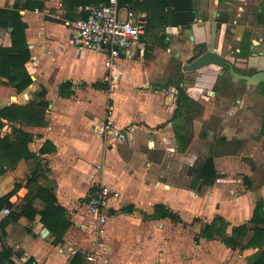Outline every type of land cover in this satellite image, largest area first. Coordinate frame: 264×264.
<instances>
[{
	"label": "crops",
	"instance_id": "crops-1",
	"mask_svg": "<svg viewBox=\"0 0 264 264\" xmlns=\"http://www.w3.org/2000/svg\"><path fill=\"white\" fill-rule=\"evenodd\" d=\"M27 1L0 0L1 8H17L27 24L31 58L26 67L32 78L27 88L18 91L0 75V109L11 105L38 108L39 102L45 100L47 123L36 125L1 118L0 136L18 141L19 130L30 135L28 147L32 157L21 158L15 166H5V172L0 174V197L19 183L20 188L10 198L13 209L19 210L29 200L38 212L33 220L21 216L7 223L0 251L3 243L11 247L16 264H24L22 258L27 263L70 264L74 256L71 248L84 255L93 247L87 194L97 184L105 183L113 189L108 209L109 237L106 235L114 243L107 246V251L110 245L116 250L111 257L113 264L121 261L129 264L131 260L126 257H130L133 248L138 249L132 244L138 233L145 239L143 245H152L149 249L154 248L156 253L162 250V257L172 263L190 264L195 260L194 264H199L196 254L190 257L191 262L190 253L179 256L180 252H189L193 245L199 246L196 241L199 235L191 239L192 246L189 242L185 244L182 233H173H177L178 226L169 224L172 221L169 217H159L155 206L165 205L181 217V224L187 223L188 228L198 232L216 215L223 216L230 226L238 225L236 222L253 215L256 202L252 191L247 189L234 198L223 196L220 202L214 196L220 190L232 191L237 176L233 166L240 163L244 174L241 177L250 179L251 184L254 171L247 164L242 165V155L216 154L210 123L216 80L211 66L215 65L199 69L192 81L187 79V72L193 71L183 70V65L178 73L183 76L181 85L185 92L202 109L198 113L177 103L178 76L165 85H153L150 73L166 69L167 57L174 55L184 64L207 50H217L236 67L245 66L248 41L250 65L264 67V21H254L248 13L243 18L248 9L246 2H253L249 12H254L261 0H192L197 19L188 23H176L171 6L140 0L145 1L144 7L149 6L141 10L148 15L141 49L133 59L121 58L116 62L113 79L106 77L109 70L104 65V56L76 48L70 41L71 29L66 25L67 20L85 17L97 5L95 2L71 8L65 0H42L43 9H31L26 6ZM233 11L236 16L231 15ZM11 31L12 28L0 25V48L12 44ZM257 37L262 43L256 42ZM66 82L70 87H62ZM44 89L46 94L40 97ZM108 115L120 126L129 123L135 126L127 141H105L99 134L97 125ZM252 121L239 128L238 138L245 147H252L254 153L264 152V116ZM227 127L223 132L231 140L228 130L233 127ZM209 157L214 158L218 172L212 184L198 177L199 167ZM234 157L239 161H233ZM39 186L55 194L71 222L61 242H55V236L41 221L40 211L45 203L36 195ZM258 191L264 199V182ZM232 205L235 209L227 216L223 210ZM3 209L0 221L8 216ZM198 219L202 221L196 222ZM185 229L181 226L180 232ZM124 231L128 235L118 246L115 239ZM140 249V255H133L134 263L147 262L143 248ZM156 260L152 257L154 264Z\"/></svg>",
	"mask_w": 264,
	"mask_h": 264
},
{
	"label": "trees",
	"instance_id": "trees-1",
	"mask_svg": "<svg viewBox=\"0 0 264 264\" xmlns=\"http://www.w3.org/2000/svg\"><path fill=\"white\" fill-rule=\"evenodd\" d=\"M108 0H65L67 6L75 8L80 4L95 2L97 5L107 2ZM121 4H128L135 9L146 10L149 6L144 7L145 1L140 0H120ZM147 1V0H146ZM155 4L163 7L171 6L173 17L176 23H188L194 20L195 13L192 11V0H151ZM150 5V4H149ZM26 6L31 9L36 7L43 9L44 2L42 0H28ZM86 17V16H85ZM0 25L7 28H12L11 37L12 44L0 48V75L7 78V83L12 84L18 91H23L32 83L31 74L26 67V63L31 58V51L28 46L26 37L27 24L22 19V16L17 8H1L0 7ZM195 59L193 57L191 61ZM182 74L175 79V84L178 90L177 103L179 106L185 105L186 110H190V106L198 103L191 99L181 85ZM62 87H70V83L66 82ZM46 94L44 89L39 96L43 97ZM40 107L33 108L27 106L11 105L0 109V130L3 126L1 118H6L12 122H22L36 125H45L47 123L45 116V107L48 106L47 101H40ZM178 113V109L176 110ZM264 133V121L262 125ZM20 138L18 141H12L7 136H0V174L5 172L7 166H15L21 158L29 159L32 153L28 147L30 135L19 130ZM6 166V167H5ZM198 177L203 178L205 183L212 184L218 177L217 168L214 158L209 157L199 167ZM20 188V184L16 183L15 188L7 194L0 197V210L5 207L11 209L7 217L0 221V241L6 234V225L10 220H18L21 216H26L33 220L37 214V210L32 202H27L18 208L13 209V203L10 201L11 196ZM36 195L40 197L45 207L40 211L41 221L55 236V242H61L71 222L65 216L64 207L59 204L55 194L42 186L37 188ZM155 213L159 217H169L172 220L181 222V217L173 210L165 205L158 204L155 206ZM229 221L223 216L216 215L213 220L206 223L201 229L199 236L208 239H214L220 236L224 239L228 247H236L237 239H246L244 247L258 248L252 255L250 264H264V199L258 198L253 215L250 220L232 226V233L229 232ZM231 234V236H230ZM199 239L198 237L196 240ZM0 264H16L12 260V248L3 243V248L0 251ZM70 264H84V255L80 252L73 256Z\"/></svg>",
	"mask_w": 264,
	"mask_h": 264
},
{
	"label": "rangeland",
	"instance_id": "rangeland-1",
	"mask_svg": "<svg viewBox=\"0 0 264 264\" xmlns=\"http://www.w3.org/2000/svg\"><path fill=\"white\" fill-rule=\"evenodd\" d=\"M205 3L208 5L207 1H205ZM231 15L236 16L235 11H233ZM256 42H260V40L257 38ZM156 58H159L158 55ZM136 59H138V57ZM246 63H249V60ZM166 64H167L166 69L163 68V70L161 71H152L150 73L152 75L150 81L152 82L153 85H157L159 83L161 85H165L166 83H169L172 79H175L178 76L180 70H182V65H183L182 62L179 61V59H177L174 55L166 58ZM211 67L213 68V70L211 71L213 78L216 79L213 84L215 96L211 99V105H210V113L213 114L210 123L212 124L213 138L217 145L216 154L225 155L231 153L233 155H237L238 157L242 155V159H241V162H243L242 165L247 164L246 167H250L251 170L254 171V176L251 184L250 179H247L244 176L241 177V175L244 174L241 172L242 166H240V163L239 165L233 166L234 167L233 172H236V175L238 177L234 176L232 191L223 192V190H220L219 192L216 193L217 197L214 196V198H217L216 202H220L221 199H224L222 198L223 196L234 198L235 196H238L244 191H247V189H250L252 191V194L255 198L254 200L256 202L257 199L261 197L258 188L261 186V183L264 182V152L259 151L258 153H254L252 147L249 146L245 147L243 145V140H240L238 137L239 135H241V132L239 131V128H241V126L248 124L253 119H255V117L257 116L259 117L263 115L264 87L262 85L249 84L246 81H242V80H237L234 82L228 70L223 69L217 65ZM238 68L247 69V70L250 69L242 65L238 66ZM197 71H199V69L194 70L193 72H187L189 75L187 79L190 81L195 80L197 76L196 75ZM245 92H247V95L245 94ZM190 108L191 111H194L196 113L202 110L199 109L200 107L196 104L191 105ZM225 125L228 127L229 126L233 127L232 131L228 130V132L231 133V140L228 139L229 134L227 133L228 135H226L223 132ZM263 146H264V141H263ZM198 149L199 152L201 153L200 155L202 156L203 151L201 150V147H198ZM250 154H253V156H250ZM233 161L238 162L239 158L234 157ZM222 168L223 166H221V170ZM181 182H184V178L181 180ZM243 204L244 206L246 205L245 202ZM234 209H235L234 205L230 207L226 206L225 210H223V213L227 214L228 212L233 211ZM251 217L252 215L251 216L249 215L247 217H244L241 220V222H236V223L242 224L250 220ZM236 220H240V219H236ZM197 221L201 222L202 219H198L196 220V222ZM173 223H175L174 228L178 226L179 229L177 230V233L173 232L174 235L182 233L184 237L183 242H185V244L189 242L192 246L191 239L196 238V235H199L201 230L198 232L196 231L195 228L194 230L190 229L187 227V223L185 224L184 222L183 224L175 220L169 222V224H173ZM181 226H183L186 229L180 232ZM229 232L232 233V226L229 227ZM108 233L109 232H107L106 235L109 237ZM127 235H128V231L127 232L124 231L123 233H120L118 235V238L115 239L116 240L115 243L117 242L119 246V244L122 243L121 241L125 239ZM135 235L136 237L133 238L132 244L134 242V246H137L138 249L135 250V248H133L134 250L130 251L132 255L130 254V257L129 255L126 257V259L131 260L129 264H138L133 262V259H135L133 255L136 254L140 255L139 253V251H141L140 248H143L145 252L144 255L147 259V262L142 264H154L152 262V257H155V259H157L155 264L175 263V262L172 263V261H170V259L166 257H162L161 254L162 250L158 249L156 253V250H154V248L149 249V247H151L152 245H148V246L147 244L143 245V241L145 239L142 240L141 233L140 235L139 233ZM108 237L106 238L107 240L105 239L107 246L110 243H112L111 240L108 239ZM201 238L203 237L199 236V239L196 240L199 246L193 245V248H189L190 250L189 252L186 251L180 252L179 256L180 255L183 256L186 253H190L188 259H190L191 262L190 257L196 254L199 258L198 259L199 264H250L252 255L258 250L257 248L246 249L244 247L246 243V239L238 238L236 247H228L225 244L224 239L220 236H216V238L214 239H209L208 242L205 240L202 241ZM112 244L114 246V243ZM139 245H141V247ZM123 251L124 249H122V253ZM167 251H170V249H168ZM115 252H116L115 248L114 247L111 248L110 245L109 250L107 251V255L109 257L108 264H113L111 257L113 255L112 253ZM122 253H120L119 255H121ZM179 256L176 255L174 257L179 258ZM194 262L195 260H192L190 264H194ZM121 263L122 261L119 262V264Z\"/></svg>",
	"mask_w": 264,
	"mask_h": 264
},
{
	"label": "built area",
	"instance_id": "built-area-1",
	"mask_svg": "<svg viewBox=\"0 0 264 264\" xmlns=\"http://www.w3.org/2000/svg\"><path fill=\"white\" fill-rule=\"evenodd\" d=\"M71 29V43L78 49L91 50L104 56V65L109 70L106 76L114 77L116 62L121 59H133L141 49L142 37L146 33L148 15L145 11L121 4L120 0H108L91 7L86 17L67 20ZM110 108V107H109ZM99 134L105 141H127L134 132L131 123L120 126L108 115L97 125ZM113 189L105 184H97L87 194L86 206L91 215L88 228L93 235V247L84 253L86 264H108L107 245L105 242L108 229V212ZM10 208L3 209L9 214ZM73 255L77 249L71 248ZM24 264H42L37 261Z\"/></svg>",
	"mask_w": 264,
	"mask_h": 264
},
{
	"label": "water",
	"instance_id": "water-1",
	"mask_svg": "<svg viewBox=\"0 0 264 264\" xmlns=\"http://www.w3.org/2000/svg\"><path fill=\"white\" fill-rule=\"evenodd\" d=\"M210 64L228 68L231 75L233 76L234 81H237L238 79L246 80L249 83H258L260 81H264L263 71L254 74L241 73L237 71L233 64L217 50H207L191 62L184 63L183 70L194 71ZM46 231H48V229Z\"/></svg>",
	"mask_w": 264,
	"mask_h": 264
},
{
	"label": "flooded vegetation",
	"instance_id": "flooded-vegetation-1",
	"mask_svg": "<svg viewBox=\"0 0 264 264\" xmlns=\"http://www.w3.org/2000/svg\"><path fill=\"white\" fill-rule=\"evenodd\" d=\"M246 4H247L248 9L243 13L245 15V16H243V18H247L248 15H249V17L253 18L254 21L256 20V21L263 22L264 21V0L259 1L258 8H255L254 12L253 11L249 12V11H251L249 9L253 6V2H246ZM247 13H248V15H247ZM194 19H195V17H194ZM260 43H262V41H260ZM246 44L248 46H247L246 60L244 61V63H245L246 68H250L249 70H247V69H239L238 67H236V65L231 60L227 59L226 57L225 58L233 64V66L235 67V69L237 71H239L241 73L254 74V73H257V72H260V71L264 72V67H258V66L255 67V66L250 65V59H249V56H250V41L246 42ZM248 60H249V63H246V62H248ZM221 68L228 70V72L230 73L228 68H225V67H221ZM230 75H231V73H230ZM232 80H233V76H232ZM238 80L246 81V80H243V79H238ZM247 83H249V82H247ZM249 84L262 85L264 87V81H260L258 83H249ZM263 116H264V113H263Z\"/></svg>",
	"mask_w": 264,
	"mask_h": 264
}]
</instances>
